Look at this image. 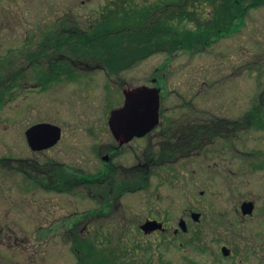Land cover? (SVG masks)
<instances>
[{
  "label": "rangeland",
  "instance_id": "rangeland-1",
  "mask_svg": "<svg viewBox=\"0 0 264 264\" xmlns=\"http://www.w3.org/2000/svg\"><path fill=\"white\" fill-rule=\"evenodd\" d=\"M109 1L0 0L1 76L9 78L18 66H26L27 53L37 50L56 21L65 19L86 28ZM202 10L207 19L212 8L208 5ZM185 24L195 28L194 22ZM234 29L206 49L185 48L173 55L158 52L109 75L91 69L74 80L63 77L44 89L32 88L37 84L32 74L29 87L22 83L18 93L3 96L7 105L0 111V157L29 158L25 131L37 121H48L58 124L63 133L51 150V158L89 175L102 174L103 178H107L108 170L97 151L100 145L112 143L107 123L110 110L123 105L125 88L155 86L153 78H160L163 87L164 118H224L232 121L230 126L237 128V134L231 131L225 141L217 137L206 151L208 155L176 164L179 182L161 184L157 169L158 175L146 190L124 191L119 196L121 202H111L105 212L100 211L101 202L93 201L92 186L63 193L28 189L22 174L0 169V229L15 232L19 238L28 235V242L21 244L19 239V245L34 248L33 258L23 259L15 254V241L5 235V243H0V264H78L71 229L81 237L99 231L101 235L94 237L104 246L111 248L112 244L128 251L120 256L122 263L236 264L235 259L220 255L226 238L235 241L240 234L264 233V168H252L253 162L264 161V128H243L247 126L245 114L259 105L264 93V4L250 8ZM241 118L244 125L236 127L234 120ZM153 140H136L114 161L133 165L141 156L139 148ZM128 184L135 182L129 179ZM243 200H254L257 206L254 216L246 221L240 211ZM192 211L201 213L198 222L192 220ZM148 218H164L172 225L170 231L144 233L141 226ZM182 218L191 225V232L202 233L205 251L194 244H182L192 237L190 232L180 231L173 238L172 231L179 229ZM234 229L236 234L231 232ZM43 231L46 237L41 235ZM244 241L250 245L247 236ZM257 248L244 264L264 261V253Z\"/></svg>",
  "mask_w": 264,
  "mask_h": 264
},
{
  "label": "trees",
  "instance_id": "trees-1",
  "mask_svg": "<svg viewBox=\"0 0 264 264\" xmlns=\"http://www.w3.org/2000/svg\"><path fill=\"white\" fill-rule=\"evenodd\" d=\"M142 1L111 0L86 28L65 19L56 21L47 29L38 43V49L32 53L35 59H45L34 66L36 78L44 83L57 81L62 75L74 80L79 76L75 72H85L80 69L79 61L84 68L86 65H101L109 73H116L158 52L167 51L173 55L175 51L185 48L201 50V46L206 49L222 36L235 31L234 26L250 8L264 4V0ZM208 5L212 11L206 19L202 16V9ZM186 22H194L195 28H188ZM87 68L86 71L90 72L91 68ZM54 74H61V77L55 78ZM258 102V106L247 112V126L243 128H264V93ZM231 127L229 123L216 122L214 125L212 121L208 129L196 125L194 136L210 135L213 141L229 135L228 128ZM51 165L54 169L50 171V181L45 182L48 191L72 192L93 183L92 175L65 164ZM119 190L122 193L124 188ZM100 204V211L105 212L111 202ZM71 230L74 233L72 248L78 264H120V256L128 254L127 250L121 251L112 244L111 248L104 246L94 235L81 237ZM122 261V264L130 263L128 260Z\"/></svg>",
  "mask_w": 264,
  "mask_h": 264
},
{
  "label": "flooded vegetation",
  "instance_id": "flooded-vegetation-1",
  "mask_svg": "<svg viewBox=\"0 0 264 264\" xmlns=\"http://www.w3.org/2000/svg\"><path fill=\"white\" fill-rule=\"evenodd\" d=\"M38 49V47H37ZM36 51V50H35ZM34 51V52H35ZM31 56V57H30ZM26 58L28 60V64L26 66H18L17 70L15 72H12L9 74V78H4L0 74V111L4 109V107L7 105L6 100L3 99V96L6 95L7 93H10L13 95V92H17V89L23 84L28 83V79H30V75H34L33 78L37 80V84L33 86L32 88H49V86L54 82L51 83H44L40 81V79L36 78V71L34 69V66L39 65L41 61H44L45 59L43 57H40L39 59H35L32 56V53L30 51L27 53ZM47 60V59H46ZM73 60V59H72ZM75 62V60H73ZM77 61V60H76ZM81 64L80 69L84 70L85 68L82 66L81 61H79ZM76 66V65H75ZM2 67H3V62L0 59V73L2 72ZM86 68H91L92 71L94 69H101L104 70L106 75H109V72L101 65H95V66H85ZM32 69V71L30 70ZM159 70V69H158ZM85 73H88L89 71L84 70ZM74 74L80 75L81 73L75 72ZM84 75V74H83ZM55 78L56 76L61 77V74H54ZM66 77V75H62V78ZM7 79H9L10 83L7 85ZM162 82L164 81V77H161ZM160 78H153V83L157 85L158 88H160V118L157 126L147 133L146 135L142 137H134L131 141L128 143L120 144L118 140L114 137V135L111 132L112 135V143L109 145H100L98 147V156L101 158V160L104 161V167H106V171L108 170V174H105L107 178H103L102 174H96L92 175L93 177L91 178L93 180L92 183V192L93 194V201L95 202H121L119 200V196H122L121 194L126 191H139V190H146L147 187L150 185L152 179L158 175L157 169L160 171V177L161 181L160 183L163 185H173L174 183L179 182L178 178V170H177V165L179 163L188 161L189 159H192L194 156L197 155H208L207 150L210 145H213L216 142V139L211 141L210 135H205L203 134L202 136H198L197 138L194 136V131H195V126H203L208 129V126L210 123L213 121L214 125H216V122L219 124H225L229 123L231 124V120L224 121V118H219L216 117L215 119H208V120H200L198 118H192V119H177V118H169V117H163L164 116V109L161 105V102L164 100V96H162L161 91L163 87L160 84ZM25 87H29L28 84L25 85ZM114 109V108H113ZM112 110V108H111ZM110 110V111H111ZM110 114V113H109ZM247 114V113H246ZM245 114V115H246ZM109 121V118L107 120V123ZM52 123L48 121H37L31 126L38 124V123ZM234 123L237 126L244 125L243 119H236L234 120ZM54 124V123H52ZM58 125V124H55ZM208 125V126H207ZM233 125V123H232ZM30 126V127H31ZM59 126V125H58ZM109 128V124H108ZM207 129H205L207 131ZM240 130L242 127L239 128ZM62 130V129H61ZM110 130V128H109ZM237 130V128H236ZM236 130L234 129V126L231 128H228V133L230 134L231 131L235 132L237 134ZM26 132V131H25ZM26 136V134H25ZM63 136V133L61 135V138L59 141L47 148H37L34 149L32 146L29 144L28 140L27 143L30 147L31 150V156L29 158H12L10 156H4L0 157V169L4 170L9 169L10 171L18 172L22 174L26 178V182L28 185V189L32 188H38L42 189L44 191L46 190V184L45 182L50 181V171L54 169V167L51 165L52 163H58V164H65L63 162H60L56 159L51 158L50 153L52 152L51 150L55 148L61 141ZM231 136L230 135H224L218 137L220 140L225 141L228 140ZM145 138H150V139H156L150 142V144H147L145 146L140 147L141 151V156L138 157V161L134 163L131 166H125L121 162H115L114 158L119 155L120 151L124 149L125 147L130 146L131 143L135 142L136 140L139 139H145ZM27 139V137H26ZM105 152V153H104ZM107 157L108 160H104V158ZM254 165L252 168L253 169H263L264 168V161H258V162H253ZM80 171V170H79ZM84 173L83 171H81ZM110 173V174H109ZM121 176V177H118ZM133 179L135 184L133 186H129L128 180ZM190 183V179L188 180ZM138 183H141L139 186H137ZM117 185V187H116ZM135 186V188H134ZM124 188V191L120 193L119 188ZM81 189L87 188L85 186L80 187ZM48 192H54V191H48ZM63 193V192H62ZM106 194L108 198H105ZM203 194V192H202ZM254 202L255 204V209L256 210V202L254 200H243L241 201L240 208L243 202ZM113 205L110 204V206ZM241 211V210H240ZM94 212L97 211L94 210ZM254 212L251 215H242L243 221L248 220L249 218L254 216ZM193 213H199L197 211H192L191 212V218L194 222H196L192 214ZM184 220L186 222L187 229L183 230L179 224V229L175 227V229L172 231L174 234L173 238H176V235H178L181 232L182 234H185L187 232L192 233V237L188 240L183 241L182 244L187 243L188 245H195L197 248L205 251L207 249L206 244L204 243V237L200 231H192L191 232V225L189 224L188 221L185 219H180ZM200 220V218H199ZM198 220V221H199ZM146 221H157L162 223V228L157 229L154 231H150L148 233H155L158 231L165 232V231H170L169 230V225L170 222L166 221L164 218H148ZM179 221V223H180ZM197 221V222H198ZM172 226V225H170ZM227 227L232 228L230 225L227 224ZM5 228L0 229V243H5L4 236L8 235L12 238L13 241L17 244L15 246L16 252L15 254L18 256L19 254L23 259H32L34 255V248L32 246H26L22 247L20 246L19 239L21 241V244H24L27 241V236H23L19 238V236L14 235L13 232L9 230H4ZM94 232V231H93ZM144 232V231H143ZM233 234H236L235 229L234 232L233 230L231 231ZM245 233V232H244ZM45 231L41 233V235L45 236ZM240 233L237 234V236ZM246 234V233H245ZM250 236L246 234V236L249 238V243L250 245H246L244 239H246V236H242L241 234L238 236V239L235 241L232 240V238H226V241L222 244L221 247V256L227 257V258H233L236 261V264H238L241 260L242 263L244 264L245 261H247V257L251 252L254 253V250L256 247V251H260L261 254L264 253V238H261L264 236L263 232H257V231H252L250 232ZM93 235H97V231L94 232ZM197 241V242H196ZM254 241V245H253ZM28 242V241H27ZM197 245H196V244ZM203 244L201 247L199 245ZM226 248L229 253L225 254L223 251V248ZM255 254V253H254ZM264 264V261L261 263Z\"/></svg>",
  "mask_w": 264,
  "mask_h": 264
},
{
  "label": "water",
  "instance_id": "water-1",
  "mask_svg": "<svg viewBox=\"0 0 264 264\" xmlns=\"http://www.w3.org/2000/svg\"><path fill=\"white\" fill-rule=\"evenodd\" d=\"M124 103L121 107L111 110L109 128L120 144L128 143L134 137H142L152 131L160 118V88L147 85L125 88L123 90ZM62 130L52 123H38L29 127L25 134L32 148H47L55 145L61 138ZM104 160H108L107 157ZM255 209L254 202H243L242 215H251ZM195 221L200 218L199 213H193ZM179 226L186 230V222L181 220ZM141 228L146 232L162 228V223L146 221ZM223 251H229L224 247Z\"/></svg>",
  "mask_w": 264,
  "mask_h": 264
}]
</instances>
